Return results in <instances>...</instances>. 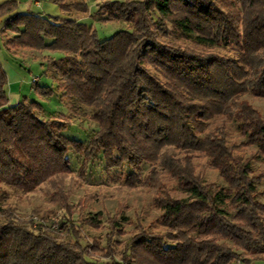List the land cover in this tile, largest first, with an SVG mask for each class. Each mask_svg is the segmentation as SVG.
I'll list each match as a JSON object with an SVG mask.
<instances>
[{
  "label": "trees",
  "instance_id": "obj_1",
  "mask_svg": "<svg viewBox=\"0 0 264 264\" xmlns=\"http://www.w3.org/2000/svg\"><path fill=\"white\" fill-rule=\"evenodd\" d=\"M54 2L65 11H89L88 0ZM18 7L16 0L0 4V17L8 14L4 31L13 33L9 49L66 53L61 81L54 87L37 83V93L52 97L62 89L92 108L99 128L88 141L70 138L69 123L44 117L41 101L10 104L0 60V264H100L98 254L116 256L118 214L108 217L103 247L98 239L83 243L72 219H59L55 228L47 215L21 220L4 207L10 194L1 184L25 194L42 187L73 217V191L67 187V178L75 176L72 151L82 155L78 181L102 153L108 168H131L121 186L165 189V174L187 194L158 196L162 213L156 222L166 231L138 225L112 264L264 260V191L258 189L264 169L256 172L251 157L228 144L224 125L207 132L211 119L229 117L245 145L255 146L264 160V116L242 99L249 92L264 97V0H105L101 8L110 20L132 25L106 38L85 22ZM171 33L197 45L233 44L237 51L205 52L176 43ZM195 155L206 157L226 185L206 182L196 171ZM102 218L97 213L81 221L99 229Z\"/></svg>",
  "mask_w": 264,
  "mask_h": 264
},
{
  "label": "rangeland",
  "instance_id": "obj_2",
  "mask_svg": "<svg viewBox=\"0 0 264 264\" xmlns=\"http://www.w3.org/2000/svg\"><path fill=\"white\" fill-rule=\"evenodd\" d=\"M54 1V0H53ZM63 2H71V0H61ZM105 0H88L89 11L86 13L79 12L75 9L70 11L63 10V17L75 19L85 22L93 26L100 38L111 36L120 29H132L130 22L123 19L110 20L108 13L101 8ZM56 3V2H55ZM45 10L44 8H42ZM40 9L42 12L43 10ZM33 10V9H32ZM34 9L35 12H41ZM49 15V14H47ZM54 16V15H52ZM170 37L178 44H188L192 47L205 52H217L225 55H233L237 48L233 44H219L214 46L197 45L191 41L180 38L177 34L171 33ZM66 53L62 51H53L49 49H30L24 55H20L19 59L8 58L12 73L8 74L10 69L5 68L8 77V85L14 84V88L21 90V99H35L41 101L44 106V117L56 118L69 123L65 130V134L70 138H78L88 141L98 130V123L91 119L92 108L80 104L77 100L68 98L63 95V90L59 89V95L52 97H41L36 89L37 83L50 85L56 82L55 86L61 81L62 61L60 60ZM49 59H57L53 64ZM16 72L22 73L28 79L25 85L16 83L14 80ZM27 81V80H25ZM8 87V86H7ZM22 87V88H21ZM9 98L11 97L8 94ZM20 99V100H21ZM243 100L249 102L256 107L264 116V97H257L251 92L242 97ZM225 126L227 133V142L229 145H235L236 150L250 156L252 159V167L256 172L264 169V160L257 156V148L252 145H245L246 138L241 134L238 123L225 118H213L209 122L207 132L217 130L218 127ZM184 153H180V156ZM72 165L75 169V176L79 173L82 162V155L71 152ZM193 161L197 172L202 173L206 182H213L217 185H226L218 171L210 168L207 164V158L204 156H194ZM148 164L141 167V175L148 171ZM131 171L130 167L108 168L102 153H99L90 163L86 175L82 181H78L75 176L67 178V187L73 191L71 196V204L75 206L76 212L70 216L66 209L59 204L50 201L41 188L31 193H21L5 184H1L2 190L10 194L9 199L4 202V207L10 206L15 210L17 217L21 220H29L32 217L40 218L47 215L49 218H60L61 220L72 219L76 226L79 227L83 235L82 241L89 244L93 239L100 240L103 247L107 245L109 229V216L118 214L119 227L121 231L114 239L118 241L116 245V256L104 257L98 254L100 264H112L114 260H120V251L124 249L127 241L138 231V225H143L150 232L156 234L164 233L165 228L157 224V218L161 215L162 209L158 205V196L171 194L174 197H186L187 194L177 188L175 179L170 175L161 174L160 179L165 189L155 190L152 187L138 185L134 188L121 186L125 182L127 174ZM163 187V186H162ZM259 191H264V182L258 184ZM264 202V195L260 197ZM84 206V207H83ZM102 213V224L104 227L94 228L82 223L83 217L95 216ZM34 218V219H35Z\"/></svg>",
  "mask_w": 264,
  "mask_h": 264
},
{
  "label": "crops",
  "instance_id": "obj_3",
  "mask_svg": "<svg viewBox=\"0 0 264 264\" xmlns=\"http://www.w3.org/2000/svg\"><path fill=\"white\" fill-rule=\"evenodd\" d=\"M5 1H8V0H0V4L4 3ZM16 1H18V3H19V7L17 8L16 11L25 12L27 10L33 9L32 11H34V9L40 10V9L44 8L45 10H43V9L42 10H43V13H45V14H49L51 16L54 15V16L63 17L64 11L53 0H16ZM7 16H8V14L0 17V60L3 64V66L6 68V70H7V68L10 69V71L9 70H7V71H8V74L11 75V73H12L11 69L12 68H11V65H10L8 58H10L11 60H12V58L19 59L22 55L27 53L28 50H30V49H28V48L9 49L7 47V41L13 35V33L10 31H6V32L4 31V20L7 18ZM33 50H35V49H33ZM14 80L17 81L16 83H20L19 82V80H20L21 81L20 84L22 86L28 82V79L26 78V76H24L20 72H16V77L14 78ZM25 80H27V81H25ZM14 84L11 83L10 86L8 85V94L11 95V97L9 98L10 104H14L21 99V92H20L21 90L15 89ZM55 84H56V82L54 81V84L52 86L54 87ZM55 95H57V94H55ZM41 97H44V96H41ZM44 98H47V97H44ZM252 264H264V260H256Z\"/></svg>",
  "mask_w": 264,
  "mask_h": 264
},
{
  "label": "built area",
  "instance_id": "obj_4",
  "mask_svg": "<svg viewBox=\"0 0 264 264\" xmlns=\"http://www.w3.org/2000/svg\"><path fill=\"white\" fill-rule=\"evenodd\" d=\"M35 218V217H34ZM35 219H37V218H35ZM60 219V218H59ZM58 218H53L52 220H53V227H55V228H57L58 227V220H59Z\"/></svg>",
  "mask_w": 264,
  "mask_h": 264
}]
</instances>
